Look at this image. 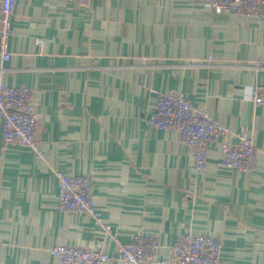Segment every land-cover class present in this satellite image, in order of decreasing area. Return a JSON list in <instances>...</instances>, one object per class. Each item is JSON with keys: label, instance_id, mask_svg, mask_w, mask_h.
Wrapping results in <instances>:
<instances>
[{"label": "crops", "instance_id": "1", "mask_svg": "<svg viewBox=\"0 0 264 264\" xmlns=\"http://www.w3.org/2000/svg\"><path fill=\"white\" fill-rule=\"evenodd\" d=\"M8 49L0 81L31 88L42 155L4 147L0 120V264H58V244L114 252L134 234L158 237L165 258L186 232L218 237L223 264H264V104L248 97L264 86V16L207 0H16ZM156 90L231 129L207 143L205 170L178 130L147 124ZM243 130L252 169L222 166V142ZM58 170L92 176L110 232L58 208Z\"/></svg>", "mask_w": 264, "mask_h": 264}, {"label": "built area", "instance_id": "2", "mask_svg": "<svg viewBox=\"0 0 264 264\" xmlns=\"http://www.w3.org/2000/svg\"><path fill=\"white\" fill-rule=\"evenodd\" d=\"M89 5L90 0H72ZM16 0H0V52L4 60L10 58L8 49L12 35V14ZM213 12L232 10L240 15L264 16V0H207ZM259 64L261 62L259 61ZM248 97L256 104H264V86L255 85ZM0 120L3 124L2 145L19 143L33 148L42 155L37 140L41 117L32 101L31 88L11 86L0 81ZM149 126L157 129H174L191 148L194 169L201 172L208 165L207 143L227 136L231 129L212 118L207 112L196 108L188 96L177 90H156L153 112L146 118ZM237 142L223 141L220 164L228 168L250 171L258 156V147L253 137L245 130L237 132ZM58 208L67 212H84L102 225L106 232L111 225L99 215L92 192L90 174H71L58 170ZM116 250L107 251L102 244L84 247L73 244H58L52 248L58 264H107L121 260L128 264H223L222 243L211 234L186 232L171 246L169 257H158L161 247L158 237L134 234L129 242L115 238ZM1 246V240H0Z\"/></svg>", "mask_w": 264, "mask_h": 264}]
</instances>
